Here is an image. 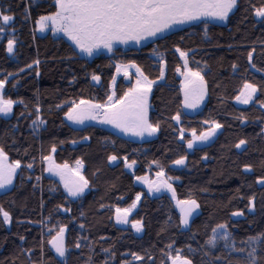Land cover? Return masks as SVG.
<instances>
[{
    "label": "trees",
    "instance_id": "trees-1",
    "mask_svg": "<svg viewBox=\"0 0 264 264\" xmlns=\"http://www.w3.org/2000/svg\"><path fill=\"white\" fill-rule=\"evenodd\" d=\"M262 5L264 0H238L226 25L207 23L206 29L202 22L140 49H116L110 56L98 55L87 61L65 40L36 33L39 17L56 11L54 0H0L3 14L14 17L8 32L15 29L14 55L6 51L9 35L0 38V79L8 77L3 95L4 99L24 101L15 103L9 118L0 117V148L10 162H21L13 188L0 194V207L12 218L9 225H3L0 217V264H29V257L33 264H39L41 240L45 264H57L60 258L47 241L61 226L66 229L68 264H87L89 256L92 264H103L105 260L122 264L132 261V256L126 254L133 252L145 259L132 264H170L164 253L175 255L176 249H181L192 264H212L216 255L224 257L223 264H227L236 256H228L223 240H217L215 249L206 244L213 228L225 224L238 245L264 232V186L255 183L264 177V108L259 107L264 95L258 92L248 107L235 104L245 80L264 87V23L252 14L253 6ZM176 48L187 53L189 67L200 70L205 79L206 102L193 116L182 113L177 69L183 66ZM250 51L253 64L262 71L249 64ZM161 59L164 79L152 90L149 111L150 121L160 125L157 138L134 142L96 125L75 128L64 120L73 101L103 104L107 100L117 64L134 63L156 82L161 78ZM37 60L38 65L34 63ZM92 75L100 76L99 85L91 83ZM128 88L130 85L119 79L114 88L116 98ZM37 103L45 124L34 131ZM58 104L62 108H57ZM177 113L178 125L171 119ZM209 120L222 128L204 146L189 151L186 144L193 138V131L196 136L208 131L205 121ZM85 136L89 139L84 140ZM241 139L247 143L238 150L235 145ZM46 155H51L57 165L72 167L81 161L89 187L80 198L68 197L59 177L45 171L48 165L42 156ZM110 155L117 156V160L109 163ZM181 157L186 158L185 164L175 168L174 161ZM125 158L128 163L136 161L132 175L125 167ZM29 163L32 168L27 167ZM246 165L253 171L245 172ZM161 170L165 177H172L177 200L194 199L199 204L189 217L188 227L180 225V208L170 198L149 197L134 183L135 177L157 175ZM137 194L142 199L130 222H142L140 237L114 222L115 209L128 208ZM253 195L255 211H249L248 199ZM65 208L69 211H62ZM233 212L243 215L233 216ZM49 228L54 231L49 233ZM77 242L79 249L75 247ZM170 244L171 249L166 247ZM103 249H109L111 255ZM205 252L210 255L205 256Z\"/></svg>",
    "mask_w": 264,
    "mask_h": 264
},
{
    "label": "snow or ice",
    "instance_id": "snow-or-ice-1",
    "mask_svg": "<svg viewBox=\"0 0 264 264\" xmlns=\"http://www.w3.org/2000/svg\"><path fill=\"white\" fill-rule=\"evenodd\" d=\"M56 11L50 15L40 16L36 21V28L38 31H45L47 27H50L53 34L63 33L65 37L75 46L78 50V54L87 57L93 56L98 50L106 49L109 53H112L114 46L117 44H127L129 41H135L137 44L141 40L147 38H155L158 34H163L166 31H170L174 25H183L193 21H202L207 29V23L209 21L226 22L229 19L230 13L238 7V0H54ZM27 12V10H26ZM252 14L264 23V5L260 7L253 6ZM14 17L11 15L3 14L0 10V38L3 35L8 34L6 51L11 56L14 55L15 29L12 28V32L9 33L8 29L12 27ZM207 33L205 32V36ZM179 52L181 59L184 60L183 80L181 82V91L184 95L183 106L185 108L195 109L200 106L204 100L207 89L204 76L201 75L200 70H193L189 67L187 60V53L181 51L180 48H176ZM157 53L154 51L153 55ZM249 64L258 72L262 71L256 68L253 64V53H248ZM36 65L39 61H34ZM161 78L164 76V61L161 59ZM31 68L32 65H28ZM136 68L137 75L140 77L136 80V83L128 88L124 92L123 96L116 98L115 92L107 97V100L103 103H93L90 100L81 99L78 103L71 102V107L68 108L65 113L67 120L73 124H83L86 120H97L99 123L111 125L113 128L118 129L125 135H132L136 137H144L145 135L151 137L154 136L159 130V123L155 125L150 121L148 111V94L152 91V86L155 81L149 80V78L143 74V72L136 67L134 63L124 66V76H128L127 68ZM233 69H236L237 65H232ZM122 66L116 65L117 73L121 71ZM20 71H24L21 69ZM181 70L178 68L177 72ZM9 76H14V73H9ZM37 75L39 73L37 72ZM93 81L99 82L100 76L92 75ZM113 84L116 77L113 76ZM8 77L0 79V115L8 116L13 111V105L15 103L23 104V100L13 101L12 99H4L3 90ZM16 85L13 84V87ZM264 95V87H258L254 83H250L247 80L243 82L242 88L239 89V94L235 96V100L239 104L248 105L254 102V98L257 93ZM57 108H62V105H56ZM259 107L264 108V101H259ZM40 107H35L36 118L32 121V127L35 130L39 129V126L44 125L45 121L41 119ZM177 123L180 122V114L177 113L171 117ZM243 123V115L240 117ZM208 123L209 130L202 132L200 136H196L193 131V139L187 141V148L192 149L194 143L199 141H208L217 134V131L222 128V125L215 120L205 121ZM183 129L181 132V139H183ZM84 140H88L89 137H83ZM75 143V141H73ZM247 143L246 140L241 139L239 143L235 145L237 149H240L242 145ZM52 152L56 149L53 147ZM43 161L48 165L45 171L52 173L53 176H58L60 183L63 185L68 197L80 198L85 189L89 187V181L80 174V168L82 163L80 160L76 161V168L70 169L68 164L57 165L53 162L51 155L42 156ZM185 157L176 159L174 163L176 165H184ZM207 159V157H204ZM117 160V156H108V162L112 163ZM9 157L6 155L3 148H0V190H7L9 186L13 185L14 177L17 175V170L21 168V162L19 160L8 162ZM136 161L128 163L125 158V167L131 168ZM157 166H159V163ZM28 168H32L33 165L29 163ZM261 167L264 168V161H261ZM245 172H252L251 166L246 165L244 167ZM70 174V175H69ZM157 181L146 182L145 177H137L141 182H146L149 194L153 192H160L162 189H166L171 192L173 200L176 199L175 191L169 182L172 177H165L163 170L157 172ZM40 177H37L39 180ZM255 183L260 186H264V177L257 178ZM255 196L249 197L248 207L249 211H255L254 207ZM141 200V195L137 194L135 200L129 205L128 208H116L115 219L117 224L128 223V216L132 209L136 208L137 202ZM177 206L180 208V225L188 227L189 217L199 208V204L194 199L189 200H177ZM62 211H69L68 209H62ZM233 216H241L242 212H233ZM0 217H2L3 225H9L11 223V216L9 212L5 211L3 207H0ZM81 228L84 225L80 226ZM132 228L140 233L142 229V222L136 220L132 223ZM222 230V235L217 230ZM49 233L54 231L53 228L48 229ZM65 227H59L56 235L47 241L48 245L54 251L55 255L60 258L57 264H68L67 253L69 249L65 244ZM213 236L206 242L209 248L215 249L217 247V240H223V249L231 257L235 254L236 259H228L227 264H264V232L258 233L255 236H249L244 240L237 242L231 237L225 224H219L216 228H213ZM20 240L23 241L24 237L21 236ZM44 241L41 240V256L39 264H45L44 261ZM75 247L80 248V244L77 242ZM169 249L172 245H167ZM21 249V252H24ZM27 251L31 252V249ZM105 253H109V249H103ZM189 251H194L189 248ZM109 255H111L109 253ZM126 255L132 256V261L142 262L145 257L138 255L137 253H129ZM167 261L170 264H192V260L183 255L181 249L175 250V255L171 251L164 253ZM205 256L210 255L209 252L204 253ZM149 261L153 258L151 255L147 257ZM29 264H33L31 257L28 258ZM132 261H124L122 264H132ZM224 257L216 255L212 258V264H223ZM15 264V261H13ZM87 264H92V257H88ZM103 264H109L108 260L103 261Z\"/></svg>",
    "mask_w": 264,
    "mask_h": 264
},
{
    "label": "rangeland",
    "instance_id": "rangeland-1",
    "mask_svg": "<svg viewBox=\"0 0 264 264\" xmlns=\"http://www.w3.org/2000/svg\"><path fill=\"white\" fill-rule=\"evenodd\" d=\"M55 4V2H54ZM232 13H230L231 15ZM258 19V18H257ZM199 23H202V21H193V22H190V23H186V24H183V25H174L173 28L170 30V31H166L165 33L163 34H158L157 37L155 38H147V39H144V40H141L139 44H137L135 41H129L127 44H117L114 46V50L116 49H121V50H128V49H140L142 47H144L145 45H147L148 43H151L159 38H162L170 33H173L175 31H178V30H181L185 27H188V26H191V25H196V24H199ZM208 23H211V24H217V25H226L227 21L226 22H219V21H209ZM36 33L38 35H46V34H49L50 36H52L53 38L55 39H63L65 40L68 44H70L72 46V48L76 51V53L78 54V50L75 49V46L72 44L71 41H69L67 39V37H65L63 35V33H56V34H53V32L51 31V27H50V22H49V27H47L45 29V31L41 32V31H38L37 28H36ZM113 50V51H114ZM112 53H109L106 49H100L98 50L93 56L91 57H87V56H84V55H79V57L87 60V61H91L94 57L98 56V55H105V56H110ZM181 59V57H180ZM181 62H182V66H184V60L181 59ZM122 68H121V71L119 73H117V70L115 71V74L114 76L116 77V80H115V83L113 84V81L110 85V90H109V95H111L113 92H114V88L118 82L119 79L123 80V82L125 84H128L130 85V87H132L135 83H136V80L138 78H140L138 75H137V72H136V68H127L126 70L128 71V76L125 77L123 72L125 70L124 66L126 65H121ZM143 72V71H142ZM181 72H183V67L181 69L180 72H178V77L180 78V92H181V98H182V113L185 114V115H188V116H193V115H196L199 111H201V109L204 107L205 105V102H206V98H207V94L204 98V100L201 102L200 106L195 108V109H190V108H185L183 106V100H184V95L181 91V82L183 80V76L181 75ZM144 75H146L148 77V75L146 73L143 72ZM163 79L164 78H160L158 81H156L153 86H152V90L153 88L155 87V85L157 84H160V83H163ZM91 83L94 84V85H99L100 81L99 82H96V81H93L91 79ZM151 94H152V91L148 94V103H149V111H150V98H151ZM255 99V98H254ZM235 104L238 106V107H248L249 105H252L253 102H251L250 104L248 105H243V104H239L237 103V101L235 100ZM15 105V104H14ZM13 105V107H14ZM149 111H148V115H149ZM12 114V113H11ZM10 115L8 116H3V115H0V117H3V118H9ZM64 120L70 124L71 126L75 127V128H81V127H85V126H89V125H94L93 121L94 120H86L83 124H73L71 121L67 120L66 117H64ZM97 122V124H95L96 126H99L100 128H103L105 130H108V131H112V132H115L116 134H118V136L124 138V139H127V140H130V141H134V142H145V141H151L155 138H157V135H158V132L154 135V136H147L145 135L144 137H136V136H132V135H125L123 132H120L119 130H116L115 128H113L111 125H108V124H102V123H99L97 120H95ZM174 123L175 124H179L177 123L175 120H174ZM198 137V136H197ZM193 139V138H192ZM191 139V140H192ZM207 143V141H199L197 140L194 145H193V148L192 149H189L187 148V144H186V148L189 150V151H192L193 149L195 148H199V147H202L204 146L205 144ZM244 147V145L241 146L240 149L238 150H242ZM9 163H11L10 161H8ZM70 169H75L76 168V164L73 165L72 167H69ZM134 168L135 166L133 165L131 168H127L129 174H133V171H134ZM19 169L17 170V173H18ZM80 174L82 175V167L80 168ZM70 175V174H69ZM146 178V182L148 181H157L158 177L157 175H153V176H144ZM15 178L16 176L14 177V181H15ZM58 180L60 181V179L58 178ZM14 181H13V185H14ZM146 182H141L140 180L137 179V177L134 178V183L139 186L140 188H142L145 192V194L149 197H160V196H167L168 198H170V200L174 203V205H177L176 201L177 199L173 200L172 198V194L171 192L167 191L166 189H162L160 192H153L151 194H149L148 192V188L146 187ZM171 183V181H169ZM13 185L12 186H9V188L7 190H0V194H4L8 191H10L12 188H13ZM62 185V184H61ZM172 185V183H171ZM63 186V185H62ZM260 186V185H259ZM172 188H173V185H172ZM87 189H85L86 191ZM141 199H142V195H141ZM141 201V200H140ZM140 201L137 202V205H136V208L132 209L131 213L129 214L128 216V223L126 224H117L116 223V219H115V214H114V222L115 224L118 226V227H121V228H125V229H130L135 236L137 237H140L143 233V230L140 232V233H137L133 228H132V223L133 222H130V218L131 216L135 213V211L137 210L139 204H140ZM218 233L221 234L222 233V230H218Z\"/></svg>",
    "mask_w": 264,
    "mask_h": 264
},
{
    "label": "water",
    "instance_id": "water-1",
    "mask_svg": "<svg viewBox=\"0 0 264 264\" xmlns=\"http://www.w3.org/2000/svg\"><path fill=\"white\" fill-rule=\"evenodd\" d=\"M116 130H118V129H116ZM181 165H175L174 167L175 168H178V167H180ZM192 215H194V213L192 214ZM51 247V246H50ZM53 251V250H52ZM54 252V251H53ZM59 258V257H58Z\"/></svg>",
    "mask_w": 264,
    "mask_h": 264
},
{
    "label": "crops",
    "instance_id": "crops-1",
    "mask_svg": "<svg viewBox=\"0 0 264 264\" xmlns=\"http://www.w3.org/2000/svg\"><path fill=\"white\" fill-rule=\"evenodd\" d=\"M93 122H94V123H93L94 125L97 124V122H96L95 120H94Z\"/></svg>",
    "mask_w": 264,
    "mask_h": 264
}]
</instances>
